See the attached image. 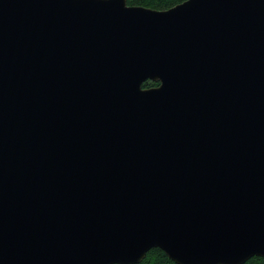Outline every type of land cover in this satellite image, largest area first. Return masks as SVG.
<instances>
[{
    "label": "water",
    "instance_id": "water-1",
    "mask_svg": "<svg viewBox=\"0 0 264 264\" xmlns=\"http://www.w3.org/2000/svg\"><path fill=\"white\" fill-rule=\"evenodd\" d=\"M153 248L264 258V0H0V264Z\"/></svg>",
    "mask_w": 264,
    "mask_h": 264
},
{
    "label": "trees",
    "instance_id": "trees-1",
    "mask_svg": "<svg viewBox=\"0 0 264 264\" xmlns=\"http://www.w3.org/2000/svg\"><path fill=\"white\" fill-rule=\"evenodd\" d=\"M186 0H127L128 6H140L153 10H167ZM158 83L146 81L142 84V88L148 89L156 87ZM139 264H174L168 257L159 249H151L145 258ZM244 264H264V258L253 257Z\"/></svg>",
    "mask_w": 264,
    "mask_h": 264
}]
</instances>
